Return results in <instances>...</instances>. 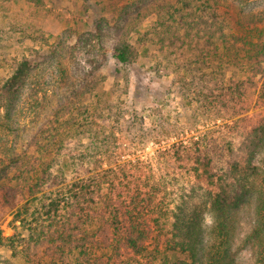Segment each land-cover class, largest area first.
Returning <instances> with one entry per match:
<instances>
[{
    "label": "rangeland",
    "instance_id": "1",
    "mask_svg": "<svg viewBox=\"0 0 264 264\" xmlns=\"http://www.w3.org/2000/svg\"><path fill=\"white\" fill-rule=\"evenodd\" d=\"M179 1L0 0V79L8 75L11 59L26 58L30 67L9 105L0 95V230L19 244L16 254L0 245V264H65L31 239L37 257L20 253V240L31 231L17 217L39 207L44 192L88 183L109 169L132 173L142 189L155 188L159 223H167L163 238L175 235L172 225L182 212L199 222L191 235L198 257L204 245L220 246L222 228L207 196L212 185L196 176L186 153L181 159L175 154L193 138L208 144L202 161L212 158L209 174L227 177L232 193L245 185L244 199L226 218L227 264H264V94L256 90L247 119L236 125L210 117L211 83L202 75L209 63L199 64L208 36L164 13L165 3L175 9ZM234 3L245 12L264 11V0ZM163 20L178 28L163 31ZM121 39L137 52L130 64L113 56ZM257 80L260 88L264 75ZM230 146L236 155L228 160ZM33 164L51 165L57 184L30 194L28 187H36L26 177ZM176 258L201 264L184 254Z\"/></svg>",
    "mask_w": 264,
    "mask_h": 264
},
{
    "label": "trees",
    "instance_id": "2",
    "mask_svg": "<svg viewBox=\"0 0 264 264\" xmlns=\"http://www.w3.org/2000/svg\"><path fill=\"white\" fill-rule=\"evenodd\" d=\"M177 4L179 6L174 9L173 5L165 3L164 13L171 19L176 17L180 27L204 29L208 36L209 49L201 55L199 64L204 60L209 63L207 74L203 72L202 75H207L211 83L207 103L210 117L232 120L235 125L247 119L243 115L251 109L256 90L264 94V83L258 88L257 80L259 75H264V11L245 12L234 0H180ZM192 12L193 22L190 21ZM162 26L166 32L178 28L165 20ZM113 56L125 65L136 58L137 52L128 40L121 39ZM7 63L10 69L8 75L0 79V95L9 105L14 88L30 67L26 58L11 59ZM191 143L180 144L175 154L181 159L186 153L184 157L191 162L196 176L212 185L207 196L216 214L218 231L222 228L220 246L204 245L207 249L198 257L197 239L191 235L199 222L182 212L172 225L177 226L175 235L163 238L167 223H159L163 214L159 203L158 206L154 203L155 188L142 189L133 181L132 173L109 169L97 173L88 183L77 181L59 185L49 194L44 192L39 198L45 200L39 207L34 211L29 207L23 210L26 213L21 217L19 214L17 219L20 218L23 226L31 231V236L20 240V246L25 248L20 253H26L25 257L30 259L37 257L29 243L31 239L34 244L45 245L46 254L65 264H188L177 259L178 254L188 255L201 264H227V249L224 248L227 245L222 246L227 244L229 236L226 218L228 211L244 199L245 185L239 194L232 193L227 177L209 174L212 158H207V163L202 161L208 144L195 138ZM227 150L226 158H235V149L230 146ZM242 159L241 155L236 156V168L242 164ZM40 166L33 164L31 177H26L36 187V190L31 185L28 187L30 194L42 191L46 183H50L49 187L57 184L59 176L51 172V165ZM6 175L7 170H4ZM6 189L11 190L10 186ZM1 234L0 230V245H7L16 254L19 244L15 245L13 239L3 238Z\"/></svg>",
    "mask_w": 264,
    "mask_h": 264
}]
</instances>
